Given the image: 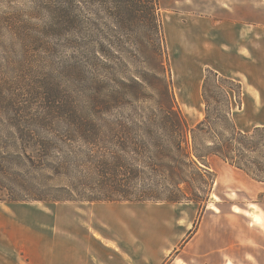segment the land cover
Masks as SVG:
<instances>
[{
	"label": "rangeland",
	"instance_id": "1",
	"mask_svg": "<svg viewBox=\"0 0 264 264\" xmlns=\"http://www.w3.org/2000/svg\"><path fill=\"white\" fill-rule=\"evenodd\" d=\"M43 2L44 14L61 5L60 0H13L10 5L29 13ZM159 3L160 26H156L140 12L125 14L121 22L115 16L118 9L111 0H75L73 14L88 22L90 39H83L88 34L78 31L76 24L65 25L59 34L49 38L47 51L44 48L40 57L27 63V76L53 86L65 105H93L99 95L110 104L145 108H155L163 101V78L171 86L190 125L189 143L203 150L212 141L196 131V126L206 117L203 81L207 69L212 68L209 64L214 63L212 69L220 68L218 72L231 81L224 80L222 84L233 88H227L232 101L230 107L224 90L213 83L208 87L210 115L216 130L224 132L226 126L234 123L238 129L250 132L264 124V0H159ZM5 9L4 5L0 6V10ZM226 29L229 38L225 39L222 34L227 33ZM230 42L236 46L230 47ZM6 56L0 48V80L13 84L18 81L21 65ZM235 68L243 72V82L237 78L240 75L235 74ZM134 79L140 83L137 88L131 84ZM234 89L240 90V94ZM220 115L222 119H217ZM214 135L212 132L211 136ZM214 156L218 155L206 157L209 166ZM258 199L264 207V197ZM208 201L209 197L203 207L194 202L0 201V264H35L39 259L37 254L52 251L55 242L58 252L62 246L65 250L73 248L72 242L87 244L88 230H96L103 236L113 235L116 245L120 242L118 238L127 239L121 244L131 254L132 262L142 263L145 258L143 264H164L151 260H159L168 237L175 238L176 245L167 260L196 235V243L187 252L192 253L190 264H224L225 257L219 252L199 256L202 249L211 251L221 245L227 247L226 264H264L261 211L254 214L259 228L256 242L237 244L234 227H239L240 221L238 218L229 221L228 202L222 208L220 204H212V209L207 210ZM51 216L55 225L40 224ZM23 218H29L32 226H25ZM86 222L90 228L84 225ZM189 222L191 228L187 227ZM39 230L48 231L40 235L46 245L37 253L35 244L39 240L32 238L31 251L25 255L23 240L14 239L11 232L23 237L25 232ZM49 231L58 232L54 236ZM105 254L113 253L105 251Z\"/></svg>",
	"mask_w": 264,
	"mask_h": 264
},
{
	"label": "trees",
	"instance_id": "2",
	"mask_svg": "<svg viewBox=\"0 0 264 264\" xmlns=\"http://www.w3.org/2000/svg\"><path fill=\"white\" fill-rule=\"evenodd\" d=\"M11 1L0 0L6 7L0 10V48L21 65V73L13 84L0 80V201L194 202L203 207L217 176L205 161L210 154L264 182V125L247 132L230 123L221 132L211 120L208 87L213 83L224 90L231 107L227 88H233L222 84L230 79L212 68L206 71V117L196 131L212 144L203 150L189 143L190 125L163 78V101L155 108L110 104L99 95L89 106L62 104L53 86L29 79L26 65L47 51L49 38L65 25L74 23L88 34V22L73 14L75 0H60L46 14L45 1L29 13L14 9ZM111 1L121 22L125 14L140 12L160 26L159 0ZM132 81L137 88L139 81Z\"/></svg>",
	"mask_w": 264,
	"mask_h": 264
},
{
	"label": "crops",
	"instance_id": "3",
	"mask_svg": "<svg viewBox=\"0 0 264 264\" xmlns=\"http://www.w3.org/2000/svg\"><path fill=\"white\" fill-rule=\"evenodd\" d=\"M227 28H232L227 27ZM227 30V29H226ZM249 30V34L251 33V29ZM228 30L227 33L222 34V38L225 39L228 37ZM239 35V31L237 32V36ZM221 43V42H220ZM233 45L236 46L234 43H229V46L232 47ZM210 67H215L214 63L209 64ZM218 68V67H216ZM215 68V69H216ZM219 72H221L220 68L216 69ZM235 74L239 77L240 82H243L242 75L243 72H241V69L235 68ZM224 72V71H223ZM264 125V124H261ZM211 161V170L216 172V180L214 183V186L212 188V191L209 196V201L207 204V210L212 209L211 205H219L222 208L224 202H228L230 205V211L231 215L229 218V221L238 218L237 220L240 221L239 227H234V231L237 232V240L235 239V242L237 244H243V245H252L254 242H256L257 237H259L257 229V219H255L254 214H263L264 217V207H261V202L258 199L259 197H264V183L258 182L254 179H252L249 175H247L244 171H242L239 168L233 167L232 165L225 162L223 159H221L218 156H214L210 158ZM217 189V191H215ZM220 189V191L218 190ZM235 194V196H234ZM215 196L216 199H213L212 197ZM256 205L257 208H254L253 206ZM256 210V213L254 212ZM261 211L260 213L257 211ZM29 218H23V224L25 226L31 227L32 224L28 220ZM55 223V219L51 217H46L45 219L41 220L40 224L42 225H53ZM87 223V222H86ZM56 224V223H55ZM54 224V225H55ZM181 224V223H180ZM85 226L90 228V225L87 223ZM39 227H41L39 225ZM40 229V228H39ZM48 231H42L39 230L36 232H25L23 234V237H17L16 232H11L12 237L14 239H21L23 240V244L25 247V255L28 251H31V241L32 238H35V241H38L36 243V249L37 253L40 251V248H42V245H46L45 243H42L43 238L40 235H43V233H47ZM58 231H49L50 234L56 235ZM261 232V231H260ZM263 233V232H262ZM45 235V234H44ZM17 237V238H16ZM196 235L192 238H190L181 249L177 250V253L172 259H168L167 257H170L171 251L174 249L176 245L175 238H167V241L163 243V248L161 249L159 253V260L155 262V260H151L152 263H159V262H165L164 264H190L192 259V253L188 254L189 247H192L194 244ZM85 239H87V244L79 243V242H72L73 248L69 247V249H64L63 246L61 250L58 252L56 249V242L52 245V251H47L42 253V251L37 254L39 259L36 260L35 264H143L145 261V258L142 259V263H139L135 260V262H132L131 260V254H129L126 251V247L121 244L127 239L124 238H118L120 242H116L117 245L114 243L115 238L111 234L103 236L100 232L94 230L93 232L87 231L85 233ZM26 241V242H25ZM28 241V242H27ZM236 244V243H235ZM119 246V247H118ZM201 250V249H200ZM227 250V247L224 245L219 246L218 248L209 251L207 248L205 251L202 249V253L199 254V256L208 255L209 253L215 251L219 252L224 259V264H226V255L225 251ZM105 251L113 253V254H105ZM168 251V253H166ZM117 256L119 257L117 259H113V257ZM182 256V259L180 257ZM128 257V258H127ZM182 260V263L179 261ZM32 260H30L31 262ZM239 264H249L241 262Z\"/></svg>",
	"mask_w": 264,
	"mask_h": 264
},
{
	"label": "bare ground",
	"instance_id": "4",
	"mask_svg": "<svg viewBox=\"0 0 264 264\" xmlns=\"http://www.w3.org/2000/svg\"><path fill=\"white\" fill-rule=\"evenodd\" d=\"M212 198H214V199H215V196H213ZM253 207H254V208H257V206H256V205H254ZM191 226H192V223H191V222H189V223H188V225H187V227H188V228H191Z\"/></svg>",
	"mask_w": 264,
	"mask_h": 264
}]
</instances>
